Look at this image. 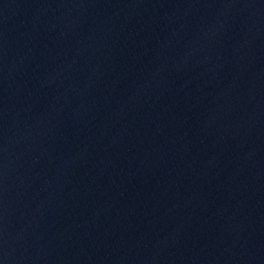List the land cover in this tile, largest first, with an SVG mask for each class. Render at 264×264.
Wrapping results in <instances>:
<instances>
[{
	"label": "water",
	"instance_id": "1",
	"mask_svg": "<svg viewBox=\"0 0 264 264\" xmlns=\"http://www.w3.org/2000/svg\"><path fill=\"white\" fill-rule=\"evenodd\" d=\"M0 264H264V0H0Z\"/></svg>",
	"mask_w": 264,
	"mask_h": 264
}]
</instances>
